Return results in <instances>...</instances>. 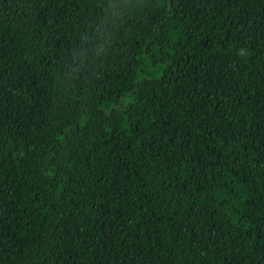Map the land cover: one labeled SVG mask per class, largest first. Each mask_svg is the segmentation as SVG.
<instances>
[{
  "label": "trees",
  "instance_id": "16d2710c",
  "mask_svg": "<svg viewBox=\"0 0 264 264\" xmlns=\"http://www.w3.org/2000/svg\"><path fill=\"white\" fill-rule=\"evenodd\" d=\"M0 264H264V0H0Z\"/></svg>",
  "mask_w": 264,
  "mask_h": 264
}]
</instances>
